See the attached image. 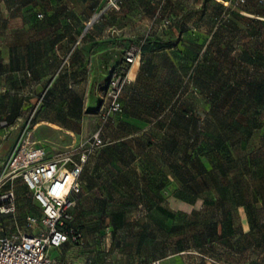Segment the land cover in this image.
Wrapping results in <instances>:
<instances>
[{
	"label": "crops",
	"instance_id": "0c3cea01",
	"mask_svg": "<svg viewBox=\"0 0 264 264\" xmlns=\"http://www.w3.org/2000/svg\"><path fill=\"white\" fill-rule=\"evenodd\" d=\"M105 1L0 0V90L2 94L7 90L13 96L24 97L20 106L13 108V113H18L23 103L27 106L40 103L33 130L63 133L73 141L69 146L77 145L75 141L86 115L94 116L92 131L97 127V108L105 92L108 69L121 62V53L128 44L144 38L149 48L140 61L131 66L130 82L121 94L125 123L118 124L114 116L111 118L106 125L111 133L107 138L109 143L138 140L134 132H126L127 124L143 129L149 126L150 120L153 123L167 112L161 124L164 130L168 127L163 144L172 140L189 146L193 138L202 139L197 134V96L203 95V110L208 116L218 111L241 112L237 126L257 132L258 163H253L249 171L246 168L248 157L237 158L236 168L226 166V162L223 166L204 165L198 175L205 176L201 191L211 194L207 195L208 199L212 202L231 200L233 207L243 211L247 225L253 230L250 224H256L258 214L264 211V2L248 0L229 10L216 0H191L189 7L180 12L175 0H136L145 8L140 14L141 25L136 29L131 26L133 16L125 10L127 0H120L123 1L120 9L114 8L110 15L97 19ZM94 15L98 16L88 24ZM181 17L183 28L180 27ZM165 18L167 25L163 22ZM181 30L186 33L191 54L188 68L183 72L175 68L180 62L176 50L181 42ZM154 41L169 43V46L151 49ZM66 56L69 59H65ZM213 59H228L226 64L247 66L242 73L228 75L229 66L221 62L216 66ZM92 96L96 99L88 110L87 102ZM40 97L44 98L43 102ZM145 111L153 116L143 115ZM13 118L19 120L20 116ZM40 135L35 143L44 147L48 156L57 151L54 147L52 152L48 151L45 146L49 140L46 135ZM204 138L209 143L215 141L211 137ZM113 156L122 166L108 169L106 182L99 179V170L91 169L90 179L82 171L81 193L73 216L82 192L105 183L113 196L110 204L113 208L163 207L169 198L192 205L199 197L194 186L196 161L188 151L187 155L177 158L179 163L166 175L169 179L164 176L162 161L158 163L147 154L123 151ZM244 182L250 183V196L243 187ZM220 184L235 188L221 197L216 192ZM120 189L130 194L128 203H119L116 194ZM254 206L261 212L254 211ZM139 218L131 219V226L122 233L124 238H147L144 221ZM74 223L78 225L75 219ZM73 246L78 245L65 243L59 248L67 253Z\"/></svg>",
	"mask_w": 264,
	"mask_h": 264
},
{
	"label": "rangeland",
	"instance_id": "374dc122",
	"mask_svg": "<svg viewBox=\"0 0 264 264\" xmlns=\"http://www.w3.org/2000/svg\"><path fill=\"white\" fill-rule=\"evenodd\" d=\"M175 1L178 2L181 12L189 7L191 0ZM216 1L221 3L220 0ZM121 2L123 3L120 0H106L99 9L102 12L97 19L106 14L110 15L109 12L113 11L114 8L120 9ZM125 2L127 3L125 5L126 13L133 16L131 26L139 29L141 20H143L140 14L145 8H143L142 3L136 0ZM147 9L149 11V5ZM181 19L182 17L179 19L180 27L183 28L184 22ZM165 20L167 19L165 18L163 22L167 25L168 22ZM179 40L181 42L176 51L180 62L175 64V68L183 72L188 68L191 54L189 53L186 33L182 30L179 33ZM169 43L171 44V40ZM124 51H122L121 56L124 55ZM65 59H69V56H66ZM106 59L110 58L106 57ZM140 59L141 57L135 62L140 61ZM213 60L217 62L216 66H219V62L229 66L228 75L242 73L247 66L236 63L231 64L233 67L230 68L231 65L226 64L228 59ZM148 67L146 65V70ZM23 98L19 95L13 96L12 92H7V90L2 94L0 90V232H9L20 227L27 214L40 215V211L30 198L21 178L14 176L5 167L6 160L15 143L21 137L26 141L36 142L41 136L40 134H44L49 140L45 146L48 151L52 152V147L59 151L73 144V141L63 136V133L55 134L46 130H44L45 133H41L42 131L33 130L40 103L29 104L28 106L23 103V108L18 111L20 119L12 118L13 108L19 107V102H22ZM25 98L27 99V97ZM95 99V96L89 97L88 110L94 106ZM43 100L44 98L41 99V102ZM203 103V95L197 96L196 108L199 115L197 134L202 139L200 138L195 145H192L191 142L189 146L183 145L172 140L169 144H163L162 138L168 127L164 130L161 124L166 119V112L157 117L155 122L151 123L150 120L149 126L143 129L127 124L126 132H134L138 139L127 140V143L122 141L116 144L109 143L107 138L111 133L107 126L105 145L96 149L89 156L83 169V174L87 175L88 179L92 177L89 175L91 169L99 170L98 174L101 175L99 179L106 182L108 169H117L122 166L121 161L114 159V153L128 151L147 154L154 161L157 159L158 163L162 161L164 176L169 179L166 175L169 174L168 172L172 167L179 163L177 158L187 155L188 151L189 156L196 161L197 175L194 186L196 195L199 197L195 203L189 205L169 198L168 203L163 207L148 209L113 208L110 206L113 196L110 195L107 183L101 184L94 190H84L74 216L75 222L83 230V243L69 247L67 253L63 248L51 249L49 256L53 260V264H151L155 260L159 264H264V211L261 212L260 208L254 206L253 210L261 213L257 216L258 221L253 226V230H250L243 211L233 207L231 200L225 198L222 201L212 202L208 199L209 196L207 197V195L211 194H205L201 191L203 183L205 184V176L198 175L199 170L204 165L213 167L227 162L225 163L226 166L236 168L235 159H245V157H248L246 168L250 171L252 164L258 161L255 152L259 143L257 132H253L252 128L242 129L237 126L241 112L218 111V113H211V116H208V112L206 115L203 110ZM123 113L121 108L113 117L118 124L123 125L125 123ZM143 115L153 116L147 111ZM85 117L86 120L80 128V136L75 141L76 144L84 142L94 127V116L89 113ZM224 119L229 120V122H224ZM25 128L26 133L23 135ZM28 133H30L29 136ZM204 136L208 139L220 137V141L215 140L209 143ZM208 143L209 145H207ZM201 146L203 147L200 149ZM192 150L195 151V154L191 153ZM208 155H212V157L210 158ZM229 159L232 161L231 164H228ZM206 179H209V176H206ZM245 183L243 187H245L247 195L250 196V183L248 185ZM234 188L233 185L220 184V187L216 188V192L222 197L223 194H229ZM116 197H118L119 203H128L131 198L130 194L123 189L117 192ZM139 217H141V221H144V227L148 233L147 238H124L122 233L131 226V219L135 221L134 219L138 218L139 220ZM213 221L218 222L220 226V234L215 236L209 234V225Z\"/></svg>",
	"mask_w": 264,
	"mask_h": 264
},
{
	"label": "built area",
	"instance_id": "2783aa9c",
	"mask_svg": "<svg viewBox=\"0 0 264 264\" xmlns=\"http://www.w3.org/2000/svg\"><path fill=\"white\" fill-rule=\"evenodd\" d=\"M247 1L220 0L224 7L231 9ZM141 54L140 46L130 45L124 51L121 64L108 69L105 92L97 108L98 124L84 142L49 156L44 147L23 137L15 143L5 167L21 178L40 215L27 214L20 227L0 232V264H53L49 256L51 249L65 243H83V232L74 223L73 216L81 193L79 177L88 157L105 145L103 130L121 110V94L130 82L129 71ZM151 264L159 263L155 260Z\"/></svg>",
	"mask_w": 264,
	"mask_h": 264
},
{
	"label": "trees",
	"instance_id": "16d2710c",
	"mask_svg": "<svg viewBox=\"0 0 264 264\" xmlns=\"http://www.w3.org/2000/svg\"><path fill=\"white\" fill-rule=\"evenodd\" d=\"M222 5V4H221ZM223 6V5H222ZM224 7V6H223ZM224 8H226V9H231L230 7H224ZM167 22H168V19L166 20ZM130 45H136V46H140V50H141V56L143 55V53L145 52V50H147L148 48H149V45H148V42H146V39H142V38H138L136 41H133V42H131L130 44H128V47L130 46ZM167 46H169V43H162V42H153L152 43V45L150 46L151 47V49H156V48H163V47H167ZM125 50V49H124ZM121 63H119L117 66H119ZM116 66V67H117ZM258 87H260V85L258 86ZM18 113L17 112H15V113H13L12 114V118L13 117H15L16 115H17ZM198 139V138H197ZM197 139L196 138H193L192 140H191V144L192 145H195V143H197ZM213 139L214 140H217V141H220L219 140V137H213ZM207 145H209V144H207ZM191 147V146H190ZM189 147V148H190ZM192 147H194V146H192ZM203 146H201V147H199L200 149L202 148ZM191 153H193V154H195V151H191ZM227 163V162H226ZM232 163V161H231V159H229V163L228 164H231ZM219 166H223V165H219ZM31 198V197H30ZM198 197H196L195 199H197ZM194 199V200H195ZM251 225V228H253V226L255 225V224H250ZM78 226V225H77ZM210 235H212V236H215V235H218L219 234V231H220V226H219V223L218 222H212V223H210ZM79 227V226H78ZM80 228V227H79ZM81 229V228H80ZM81 231L83 232V230L81 229Z\"/></svg>",
	"mask_w": 264,
	"mask_h": 264
},
{
	"label": "water",
	"instance_id": "95a60500",
	"mask_svg": "<svg viewBox=\"0 0 264 264\" xmlns=\"http://www.w3.org/2000/svg\"><path fill=\"white\" fill-rule=\"evenodd\" d=\"M98 15H94L93 18L91 19V21L88 23L90 24Z\"/></svg>",
	"mask_w": 264,
	"mask_h": 264
}]
</instances>
